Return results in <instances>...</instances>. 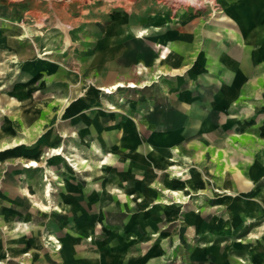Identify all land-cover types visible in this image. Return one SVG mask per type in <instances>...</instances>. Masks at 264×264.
I'll list each match as a JSON object with an SVG mask.
<instances>
[{
    "label": "rangeland",
    "instance_id": "374dc122",
    "mask_svg": "<svg viewBox=\"0 0 264 264\" xmlns=\"http://www.w3.org/2000/svg\"><path fill=\"white\" fill-rule=\"evenodd\" d=\"M77 1L0 0V264H264V0Z\"/></svg>",
    "mask_w": 264,
    "mask_h": 264
},
{
    "label": "crops",
    "instance_id": "0c3cea01",
    "mask_svg": "<svg viewBox=\"0 0 264 264\" xmlns=\"http://www.w3.org/2000/svg\"><path fill=\"white\" fill-rule=\"evenodd\" d=\"M256 5H257V7H253L252 9H258V8L259 9H264V1L263 2H259V3L257 1L256 2ZM242 39L245 42V43L243 42V44H246V42H247L248 39L247 38H242ZM263 45H264V43H263ZM261 50H262V52H264V46L261 47ZM243 78H244V76H243ZM256 85H257V83L254 84L252 82L251 83L247 82L243 86V88H242L243 90H240V93L242 95H244V96H251L253 86L256 87ZM261 90H262V88H260L259 91H261ZM231 93H229V95L227 96L228 99L231 98V96H232ZM224 99L225 98H222V100H224ZM224 101L226 102L227 99L224 100ZM214 103L217 104L216 101ZM42 107H43V105H42ZM184 109H185V107H184ZM217 115H218V117H216L217 119L215 121H213V122L220 121L221 116H220V114L216 113V116ZM207 122H210V124H211V121H207ZM206 123H205V125H206ZM215 137L216 136L214 135V138ZM211 139H213V135L208 133V134H204L202 136H199V137L195 138L194 141H192L194 143H197V146L196 147H193V148L194 149H198L199 148L198 149V153L195 156V159L197 158V163L204 162V161L206 162L207 161L206 158L208 156H207L206 151H205L206 150L205 143L208 144V141L211 140ZM262 141H264V140H262ZM187 143H188V145H190V143H191L190 140ZM259 145L261 146V142L259 143ZM257 147H258V145H252L248 150H245V153L247 154L246 162H251L253 160V163H254V160H255V164H256V168L254 170L255 171L254 172V176L252 177V179H247L246 177H244L243 173L234 166L235 164L233 163V156L227 154L228 153V150L227 149H224L225 156H224L223 161L225 162V165L226 166H225V170L222 173V175L226 178V177H228L229 172H231L230 173L231 175H233L232 172H234L235 175H236L235 178H237L242 185L245 184L246 187H250V186L253 187L252 181H254L255 178H257V179L260 178L259 187H258V197H259L258 198V202L260 204H263L264 205V153L262 151H259V147L258 148ZM208 160L211 161V162H213V163L220 162L218 160L217 150L214 151L212 153V155L208 157ZM202 169L203 170L200 173V179L201 180L205 179L204 178V171H205V169L204 168H202ZM224 174L225 175L227 174V176H225ZM213 183H214L213 184L214 194L216 196H219V195H229L230 194L231 190L229 188L227 189L226 186H225V188H223L221 183H219V184H217V182H213ZM198 193L199 194H203V193H200V192H198ZM200 218L201 217H198L197 220H199ZM23 259L26 260L25 258H23Z\"/></svg>",
    "mask_w": 264,
    "mask_h": 264
},
{
    "label": "bare ground",
    "instance_id": "6f19581e",
    "mask_svg": "<svg viewBox=\"0 0 264 264\" xmlns=\"http://www.w3.org/2000/svg\"><path fill=\"white\" fill-rule=\"evenodd\" d=\"M81 1V0H80ZM184 1H187V2H191V1H195V0H184ZM70 5H72V8H71V6H69L72 10H73V12L71 11V13H75V11H77V12H79L80 11V3H79V1H77V0H70ZM68 6V5H67ZM61 21V20H60ZM61 23L62 24H64V25H67L66 23H64L63 21H61ZM232 29V28H231ZM229 30H230V28H229ZM28 34V33H27ZM136 34H137V36H141L142 34H144V32L143 31H137L136 32ZM24 37H27L26 35H24ZM237 37V40L240 42V43H243L244 41H243V36H236ZM114 52H117L116 50H111V49H107V50H105V52L103 53L104 54V58L105 59H107V60H110V59H112L113 58V54H114ZM100 57H102V56H100ZM126 61L128 60V61H131V59L130 58H127V59H125ZM133 67V66H132ZM132 67H131V65H127L126 64V62H125V65H123L122 66V68H121V70L122 71H126V72H129L130 71V73H131V70H132ZM134 70H135V73H137L138 75H136L135 73L132 75V79L134 80V81H136V82H138V81H140L141 79L138 77L139 76V73L140 74H142V73H144V71L142 70V69H138V71L134 68ZM133 71V70H132ZM141 76V75H140ZM126 80H129V78H127ZM136 82H133V81H130V82H124V81H122V80H116V81H114L112 84H110L109 86H104V85H102L101 87H99L98 88V91H101L102 93H104V94H107V95H114L115 93H117L118 91H119V89H122V88H130V89H135V88H140V87H145V85H147L146 84V82H142V84H139V83H136ZM44 107V106H43ZM22 114V113H21ZM44 115V114H43ZM26 117H27V115H26ZM28 118V117H27ZM29 120V119H28ZM25 127V126H24ZM4 136V135H3ZM26 140H19V141H12V142H8V143H5V144H3L1 147H0V151H2V150H7V149H11L12 147H14V146H17V145H19V144H22L23 142H25ZM170 150V149H169ZM179 151V150H178ZM63 153H64V149H62V148H54V149H49V150H47V153H45V155L44 156H60V155H63ZM95 154V153H94ZM97 156V155H96ZM9 160V159H8ZM174 161V160H173ZM41 162V161H40ZM40 162H38V161H35V160H31V161H29V162H27L28 163V166L27 167H29V168H32V167H37V168H39V166H41L40 165ZM76 165V164H75ZM76 168L78 169V166H76ZM74 169H75V167H74ZM184 171V170H183ZM175 174H177L179 177H184V174H182V173H175ZM225 175V174H224ZM225 176H227V174L225 175ZM227 178V177H226ZM49 188V187H48ZM51 190H49L48 192H50ZM219 192V191H218ZM201 193V192H200ZM171 195H174V196H176L177 194L176 193H173L172 192V194ZM51 196V195H50ZM191 196V195H190ZM44 207V206H43ZM199 211V210H198ZM5 229V228H4ZM6 238V237H5ZM49 238V241H51V242H55L57 245H58V250H60V249H62L63 248V246H61V242H59V241H57V239L56 238H54L53 236H49L48 237ZM135 240V239H134ZM2 242H4L3 240L2 241H0V245H2ZM8 244H9V242L8 243H6V245L8 246ZM26 256H28V254L26 255ZM21 258V257H20ZM21 260V259H20Z\"/></svg>",
    "mask_w": 264,
    "mask_h": 264
},
{
    "label": "water",
    "instance_id": "95a60500",
    "mask_svg": "<svg viewBox=\"0 0 264 264\" xmlns=\"http://www.w3.org/2000/svg\"><path fill=\"white\" fill-rule=\"evenodd\" d=\"M71 6V8H72V5H70Z\"/></svg>",
    "mask_w": 264,
    "mask_h": 264
}]
</instances>
